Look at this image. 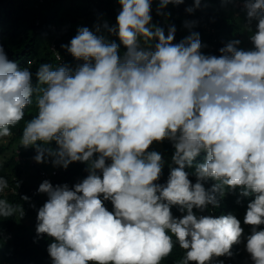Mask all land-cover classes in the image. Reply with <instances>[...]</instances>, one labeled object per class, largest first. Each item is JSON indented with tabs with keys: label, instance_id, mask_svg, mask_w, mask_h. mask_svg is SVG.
<instances>
[{
	"label": "clouds",
	"instance_id": "9594fccd",
	"mask_svg": "<svg viewBox=\"0 0 264 264\" xmlns=\"http://www.w3.org/2000/svg\"><path fill=\"white\" fill-rule=\"evenodd\" d=\"M119 2L116 24L103 25L119 43L81 27L64 45L83 61L74 71L42 64L34 85L32 71L9 61L0 46V167L16 155L21 182L48 196L36 228L53 239L47 264H162L173 237L184 250L179 264H213L245 240L252 264H264V0L244 5L254 48L233 40L219 56L203 54L194 31L174 43V25L166 36L152 23L153 0ZM183 3L160 0L158 14ZM200 6L195 0L186 11ZM34 98L37 114L13 144L11 128ZM164 141L175 151L161 184L165 161L152 146ZM31 147L37 154H29ZM74 162L87 165V177L74 188L59 185ZM237 190L241 198L254 197L244 217L252 226L247 236L235 215L203 214ZM9 191L21 194L0 177V198ZM17 213L23 217L22 205L0 199V218Z\"/></svg>",
	"mask_w": 264,
	"mask_h": 264
},
{
	"label": "trees",
	"instance_id": "16d2710c",
	"mask_svg": "<svg viewBox=\"0 0 264 264\" xmlns=\"http://www.w3.org/2000/svg\"><path fill=\"white\" fill-rule=\"evenodd\" d=\"M159 3L160 0H153L150 10L152 23L162 27L166 36L170 27L174 25L176 28L174 43H180L194 31L199 33L203 54L219 56L220 49L227 43L243 39L240 30L248 23L247 10L244 6L246 0H201V6L192 13L187 12L186 9L194 7L195 0H184L181 5L169 4L163 10V14H158ZM236 4L239 5V10L230 13L231 6ZM120 11L119 0H0V46L4 48L9 61L17 63L21 69L28 67L32 71L35 85V73L40 65L47 63L54 67L58 66L55 52L51 49L52 44L69 65L77 67L83 63V61H77L64 47V45H70L79 28L87 27L94 34L105 35L109 40L119 43L117 37L111 36L104 30L103 25L107 23L114 26ZM239 15H242V25L238 21ZM186 23L193 24V27L191 29L186 27ZM98 27L101 30L99 33L96 32ZM239 47L246 50L241 44ZM124 51L121 45V54ZM36 114L34 98L33 104L25 109L24 119L11 128L10 138L13 144L21 140L26 122ZM160 145L161 149H158L156 145H153L152 149L160 152L165 161L159 180V183L165 184L170 174L169 165L172 163L171 157L175 150L168 141ZM51 147L57 148L55 142H52ZM33 153L37 154L36 149L31 147L29 154ZM203 155L197 158L196 163L203 162ZM69 167L68 174L59 181V185L67 184L70 188H74L77 183L87 177V165L74 162ZM20 169L16 155H12L4 166L0 167V177L6 178L9 186L21 191L20 195H14L9 191L7 197L0 199H6L14 206L22 205L24 210L23 217L17 213L13 217L0 218L2 233L0 264L14 260L18 263L26 261L24 264H47L49 261L52 262L47 249L53 239L47 234L43 237L38 236L36 228L38 210L47 202L48 196L39 193L37 187L24 185L21 182ZM186 171L192 173L193 169H186ZM14 176L19 181L13 182ZM189 179L193 184L196 182L194 175L190 174ZM213 183L214 181L206 183L204 185L206 190H210ZM25 196L29 198L27 201L22 199ZM238 199L242 201L239 204ZM250 199L254 197L241 198L237 190L221 199L219 208L210 207L203 214L217 217L233 214L240 220L243 229L251 234L252 226L244 224ZM105 207L111 211L110 206L105 204ZM171 211L177 218L183 215L178 206H173ZM194 211L200 214L198 210ZM260 228L264 229V225ZM9 235L12 236L11 239ZM173 243L172 252L163 259L162 264H179L183 259L184 250L179 247L175 237H173ZM242 244H246V240L244 243L233 245L230 257L215 258L213 264H221V262L222 264H252L250 254L243 249Z\"/></svg>",
	"mask_w": 264,
	"mask_h": 264
},
{
	"label": "rangeland",
	"instance_id": "374dc122",
	"mask_svg": "<svg viewBox=\"0 0 264 264\" xmlns=\"http://www.w3.org/2000/svg\"><path fill=\"white\" fill-rule=\"evenodd\" d=\"M238 6H239L238 4L231 6L230 13H233V11H236V12H237V11L239 10ZM239 16H240V17H238V21H239V23L242 25V24H243V21H242V15H239ZM247 25H248V23H247ZM257 25H258V21L254 20V21L251 22L250 27H251V29H252L253 32H255V31L257 30ZM240 34H241L242 37H243V39H242V41H241V45H242L246 50H251V49H253V48H254V45L251 43V41H250V39H249V36H250L251 33H249L248 31L244 30V28H242V29L240 30ZM156 147H158V149H159V148L161 149V145H160V144L156 145ZM8 155H9V154L7 153V156H8ZM31 182L39 183V182L36 181L35 179H32ZM247 235H250V232H248L247 230H246V231L244 230V236H247ZM242 247H243V249H246V248H245V244H242ZM0 257H1V256H0Z\"/></svg>",
	"mask_w": 264,
	"mask_h": 264
},
{
	"label": "built area",
	"instance_id": "2783aa9c",
	"mask_svg": "<svg viewBox=\"0 0 264 264\" xmlns=\"http://www.w3.org/2000/svg\"><path fill=\"white\" fill-rule=\"evenodd\" d=\"M52 49L55 50V46H53ZM55 57H56L58 65L69 67L73 71L76 69V66L68 65L67 61L56 50H55ZM157 144H160V143H157ZM108 203H111V202L108 201Z\"/></svg>",
	"mask_w": 264,
	"mask_h": 264
}]
</instances>
